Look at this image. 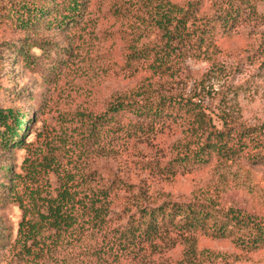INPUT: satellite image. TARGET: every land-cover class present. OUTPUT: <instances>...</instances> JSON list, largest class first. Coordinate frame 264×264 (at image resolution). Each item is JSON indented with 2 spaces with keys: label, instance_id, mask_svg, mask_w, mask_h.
<instances>
[{
  "label": "rangeland",
  "instance_id": "rangeland-1",
  "mask_svg": "<svg viewBox=\"0 0 264 264\" xmlns=\"http://www.w3.org/2000/svg\"><path fill=\"white\" fill-rule=\"evenodd\" d=\"M140 1L87 0L75 23L25 29L17 22L19 14L25 7L32 10L39 0H0V107L29 114L23 119L29 124L23 144L0 140V264H35L21 252L18 231L24 217L33 214V203L40 206L39 196L45 194V190L35 193V183L30 186L34 193L24 195L28 188L21 183L15 201L1 170L8 167L11 176H23L27 161L44 157L68 167L76 154L64 139L74 141L78 113H102L117 98L156 102L183 97L199 104L215 129L264 132V0H253L254 10L247 11L233 36H217L220 53L204 58L179 52L160 72L146 67L132 70L126 60L132 46L165 45L151 24L149 5ZM27 54L32 61L24 59ZM157 126L143 135L112 134L108 143L93 147L82 160L84 193L89 187L96 192L107 189L116 198L110 229L123 230L140 205L153 208L169 201L209 203L264 217V165L243 158L214 159L189 173L164 172L177 148L189 144L179 124ZM38 184L55 189L58 180L54 173L40 170ZM163 238L156 246L132 245L116 264H264V248L246 251L231 239L190 240L174 233ZM115 239L107 230L94 233L86 248ZM71 252V248L56 252L41 264H67Z\"/></svg>",
  "mask_w": 264,
  "mask_h": 264
},
{
  "label": "trees",
  "instance_id": "trees-1",
  "mask_svg": "<svg viewBox=\"0 0 264 264\" xmlns=\"http://www.w3.org/2000/svg\"><path fill=\"white\" fill-rule=\"evenodd\" d=\"M86 2L39 0L33 11L25 7L17 22L25 29L33 25L75 23ZM252 2L141 0L140 3L149 5L151 24L165 38V45L162 48L158 44L132 46L126 54L127 63L132 70L146 67L160 72L170 67L179 52H193L211 58L221 52L217 36H233L247 11L254 10ZM261 43L264 46V36ZM28 56L30 54L24 59L28 60ZM26 116L29 114L19 108L0 107V140L3 144H23L21 139L29 129V124L23 123ZM75 118L74 141L64 139V145L76 154L68 162V167L44 157L27 161L23 176L15 173L11 176L8 167L1 170L10 182L7 191L15 201L20 198L18 187L21 183L28 188L24 195L34 193L30 186L35 183L38 187L35 193L45 190V194L39 196L42 204L33 203V214L24 217L18 231L17 242L28 260L41 264L44 258L71 248L67 264H116L130 252L132 245L156 246L157 240L171 233L190 240L198 236L231 239L246 251L264 248V217L240 210H223L209 203L169 201L153 208L140 205L136 213L130 215L123 230L110 229L111 207L116 198L107 189L96 192L89 185L88 193H84L87 178L82 162L93 147L100 149L108 143L112 134L122 138L143 135L144 131L152 130L158 124L174 123L182 127L184 138L188 140L186 145H189L177 148L175 158L162 168L164 172L189 173L209 165L214 159L227 162L243 158L253 165H264V132L215 129L200 105L183 97L162 98L156 102L117 98L102 113L81 112ZM40 170L56 175L58 184L55 189L38 184ZM86 174L89 176L90 172ZM104 230L115 234V241L86 248L88 237Z\"/></svg>",
  "mask_w": 264,
  "mask_h": 264
}]
</instances>
